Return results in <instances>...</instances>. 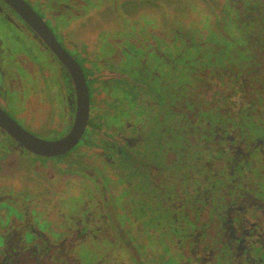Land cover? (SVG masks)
<instances>
[{"label": "flooded vegetation", "instance_id": "obj_1", "mask_svg": "<svg viewBox=\"0 0 264 264\" xmlns=\"http://www.w3.org/2000/svg\"><path fill=\"white\" fill-rule=\"evenodd\" d=\"M23 2L0 121L89 107L0 125V264H264V0Z\"/></svg>", "mask_w": 264, "mask_h": 264}, {"label": "water", "instance_id": "obj_2", "mask_svg": "<svg viewBox=\"0 0 264 264\" xmlns=\"http://www.w3.org/2000/svg\"><path fill=\"white\" fill-rule=\"evenodd\" d=\"M6 1L10 3L15 8V10H17L20 14L26 17L25 14L27 8L23 0H6ZM78 87L80 91V116L78 121L79 123L75 133L62 142L52 143L41 140L29 134L16 122H14L11 118L8 117L3 118L2 121H0V125L7 132L13 135L18 141H20L22 145H24L29 151L33 153L42 156H51L57 152L65 151L68 148H71L72 145L75 144L80 134V130H82V125H84L86 113L88 112L89 99H88V93L86 87L80 84H78ZM3 122L5 123V125L3 124Z\"/></svg>", "mask_w": 264, "mask_h": 264}, {"label": "rangeland", "instance_id": "obj_3", "mask_svg": "<svg viewBox=\"0 0 264 264\" xmlns=\"http://www.w3.org/2000/svg\"><path fill=\"white\" fill-rule=\"evenodd\" d=\"M3 33H4V35H7L5 28L0 23V35H2Z\"/></svg>", "mask_w": 264, "mask_h": 264}]
</instances>
